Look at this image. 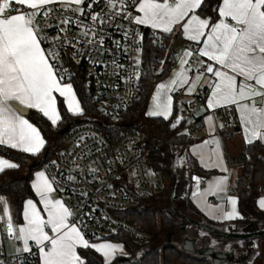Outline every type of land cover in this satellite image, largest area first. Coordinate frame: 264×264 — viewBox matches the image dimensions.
I'll use <instances>...</instances> for the list:
<instances>
[{"label":"snow or ice","instance_id":"6c2138e0","mask_svg":"<svg viewBox=\"0 0 264 264\" xmlns=\"http://www.w3.org/2000/svg\"><path fill=\"white\" fill-rule=\"evenodd\" d=\"M100 2L0 0V145L32 156L44 148L46 140L41 130L26 118L24 110L37 111L54 128L62 120L59 98L68 113L83 114L72 83L65 82L68 70L63 67L62 57L68 48L73 50L74 60L84 55L86 49L95 51V45L102 48L104 26H110L118 17L164 34L161 40L180 32L183 38L196 45L195 50L190 45L177 54L178 68L167 82L156 85L152 106L146 113L148 117L168 120L173 111L171 93L185 90V94L192 95L206 86V108H197L193 114L209 113L204 119L210 135L216 128L214 111L224 108L231 114L234 107L245 144L264 143V0H219L213 9L215 20L198 11L206 0H103L104 9L97 11ZM56 5L62 9L59 17L53 7ZM51 19L57 20V35L50 37L47 30L53 27ZM70 26L78 29L74 37L68 35ZM123 31L126 41L142 42L139 32L131 28ZM115 43L119 47V42ZM134 50L139 56L142 48L137 46ZM193 56L205 59L191 62ZM133 62L136 66L141 65L139 58ZM159 64L156 74L164 71L165 61L160 60ZM116 66L125 68V65ZM193 71L195 74L190 75ZM135 76L138 80L140 73ZM180 121L181 118L177 117L171 128L175 129ZM219 127L223 128V124ZM203 144L215 145L208 161L225 174L210 181L203 192L198 188L193 191L196 206L205 215L221 222L242 219L234 196H227L230 211L220 203L208 202L210 196L219 200L222 194L227 195L230 175L220 139L213 137ZM196 147L202 146H193V155L197 154ZM200 162L205 164L204 156ZM17 167V164L0 158V172ZM68 179L74 178L69 176ZM192 179L199 185L198 176ZM57 183L55 177L49 178L46 171L35 173L31 188L37 200L28 198L24 201V222L20 225L13 223L10 207L0 197V204H3L0 227L5 229L8 238H15L22 245L17 248V253L32 254L34 245L39 264H86L78 248L93 249L103 257L104 264H111L117 253L125 255L119 244L90 243L85 239L81 231L82 221L74 220L72 210L52 195ZM60 190L64 189L61 187ZM258 206L264 210V198L258 200ZM217 212L220 215H216ZM15 259L20 260V257ZM21 264H27V260H21Z\"/></svg>","mask_w":264,"mask_h":264},{"label":"built area","instance_id":"2783aa9c","mask_svg":"<svg viewBox=\"0 0 264 264\" xmlns=\"http://www.w3.org/2000/svg\"><path fill=\"white\" fill-rule=\"evenodd\" d=\"M53 7L59 17L62 9L58 5ZM104 7L101 0L96 10L100 11ZM40 22L44 23L42 17ZM50 22L53 27L47 31L51 37L57 35V20L51 19ZM129 28L141 34L142 42L125 40L123 30ZM146 29L118 17L110 26H104L102 48L95 45V51L86 49L85 54L78 56L76 60L72 59L73 50L68 48L62 57L63 67L68 70L65 82L73 85L75 80H81L87 94L107 119H117L140 98L146 37L152 38L160 47L163 44L166 55L172 60L171 70L177 66L176 57L181 53L183 43L177 42L172 35L161 40L160 37L164 34L152 29L146 34ZM77 34L78 29L70 26L69 37ZM115 42H119V47ZM137 46L142 48L139 56L134 50ZM192 48L195 50L196 46ZM136 58L141 60L140 66L134 64ZM162 60L165 61V58ZM116 65H125V68L121 69ZM137 72L140 73L138 80L135 76ZM194 101L203 103L204 96H195ZM187 116L188 111L182 110L177 117L185 121ZM218 116L223 121L224 131L234 129L232 111L230 114L222 109L218 111ZM148 155L149 150L145 148L140 133L136 130H125L113 139L96 126L82 125L64 136L57 158L46 164L44 169L49 178L55 177L58 182L53 196L61 199L72 210L74 220L82 221L81 231L85 238L93 241L98 240L97 237L106 239L125 232L134 243L144 245L152 239V232L124 216L123 212L135 207L139 199L152 198L157 193L164 192L170 184V177L162 169L149 164ZM53 161L56 162L55 165L52 164ZM69 176L74 179L69 180ZM200 182L204 184V180L201 179ZM61 187L63 191L60 190ZM12 219L14 224L19 225L13 216ZM10 246L16 252H9ZM19 247H22L20 242L15 238H8L5 229L0 227V261L3 264H21L23 259L27 260V264H39L34 245L32 254L17 253ZM17 256L20 260L15 259Z\"/></svg>","mask_w":264,"mask_h":264},{"label":"trees","instance_id":"16d2710c","mask_svg":"<svg viewBox=\"0 0 264 264\" xmlns=\"http://www.w3.org/2000/svg\"><path fill=\"white\" fill-rule=\"evenodd\" d=\"M218 3L219 0H206L205 5L198 11L202 12L203 16L211 17L215 20L216 13L213 9L218 6ZM147 33H149V29H146ZM172 37L177 42H182L180 35L173 34ZM163 58H165L164 71L156 74L155 70L160 68L159 61ZM171 62L172 60L166 55L165 48L156 45L152 38L146 37L141 81L142 93L131 108L124 111L117 119L110 120L101 115L99 106L87 94L83 82L79 79L74 81L73 88L83 108L82 115L68 113L62 98L58 100V108L62 120L55 128L37 111H29L27 118L41 130L46 140L42 151L36 156H32L0 145V156L9 158L18 165L15 169H8L0 173V197H8L10 199L13 208V218L16 222L20 223L23 221L24 201L28 198L36 199L31 188L36 171L44 168L51 160L57 158L64 136L72 129L82 125L96 126L103 133L115 139L125 130L131 129L140 133L143 124H145L147 135L145 140H142V143L149 150V164L162 169L171 180L162 197L168 196L170 198L171 188L175 180V175L171 171V159H173V155L178 150L183 149L186 151L185 169L190 178L193 175L208 177L215 174L200 167L196 158L188 151L193 141L189 135H183L182 129L185 121L181 120L175 129L170 126L175 123L179 113L178 99L181 95L180 93L174 94V112L168 120H164L162 117H148L146 115L154 87L157 82L164 79L171 72ZM228 133L229 130L224 133L225 136ZM149 137L151 138L149 139ZM263 153L264 144L256 141L252 144L244 145L236 155L226 154L229 166H240L242 168L241 175L232 190L238 198V209L242 219L233 221L231 223L233 226L246 227L251 222L252 214L256 213L258 199L264 195ZM166 193L168 195H165ZM151 199H154V197L139 199L138 204L132 209L123 212V215L150 230L153 234L152 239L147 244L137 245L131 240L129 234L125 232H119L108 237L111 240L123 242L129 253L126 257H116L111 264H120V262L123 264H214L213 260L208 256H194L172 245L163 247L157 245L162 236H166L179 227L178 219H181L182 223L185 224H192L191 221H194V219L175 213L172 206H165L160 211H156L154 204H150ZM153 202L155 203L156 200L154 199ZM187 206L189 214H196L203 226L216 233L225 234L226 226H228L226 223H216L209 220L194 208L191 202H188ZM194 227L199 228L197 226ZM141 250H143V253L138 256ZM78 253L86 260V264H104L102 256L91 248H79Z\"/></svg>","mask_w":264,"mask_h":264},{"label":"crops","instance_id":"0c3cea01","mask_svg":"<svg viewBox=\"0 0 264 264\" xmlns=\"http://www.w3.org/2000/svg\"><path fill=\"white\" fill-rule=\"evenodd\" d=\"M142 27L150 29V28L145 27V26H142ZM175 34L180 35V37L182 38V43H183V46H184L182 48V50L188 48L190 45H191V47H195L196 46V45L192 44V42H189L185 38H183V36H182V34L180 32H175ZM182 50H181V52H182ZM200 59H205V58H200V57H197V56H193V57L190 58L191 62H197ZM177 68H178V61H177V66H176L175 69H177ZM175 69L171 70V72L164 79H162L161 81L157 82L156 85L158 83L167 82L170 79V77L172 76V73H173V71ZM194 74H195L194 72L190 73V75H194ZM156 85L154 87V92H155ZM207 92H208V88L205 86L202 89H200L197 93L192 94V95L185 94V90H179V91L171 93L173 95V97H174L175 93H180L181 94L179 99H178L179 111H182V110H187L188 111V116L185 119V123H184L183 129H182V131L184 133L185 132L188 133L187 135H189L192 138V141H193L192 144L190 145L188 151L190 152V154L193 157L196 158V160L198 161V164H199L200 167H202L205 171H211V172L215 173V174L210 175L208 177H199L200 180L201 179L204 180V184H202L200 182L199 185H197V182L192 179V177L196 176V175H193L190 178L187 175V171L185 169L186 168V164H185V168H183V172H184V176L186 178V181L189 184L186 187V189L183 191V193H179L178 195H175L176 185H177V182H178L177 177L175 176L174 184H173V187H172L173 188V201H172V204H173L175 210L179 209L183 215L188 216V217L194 219L195 221H200V218L196 214H192V213L188 214L189 210H188L187 203L191 202L192 205L194 206V208H196L198 211H200L209 220L214 221L216 223H226L228 226H226L225 234L230 233L229 235H231V236L232 235L235 236L236 234H238L241 237L246 236V238H243V239L247 240L252 235H255V234H252L251 231L247 229V227L233 226L231 223L233 221L237 220V219H235V220H225V221H222V222L219 221V220L212 219L211 217L205 215L204 212L201 211L196 206V203L194 202V198L192 196L193 191H196L197 188L199 189L200 192H203L204 189L208 186V183L210 181H213L216 178L220 177L221 175L225 174V173H222L218 168H216L212 163H210L208 161V157L211 156V149L214 148L215 145L214 144H208V145H204L203 144L204 141L211 140L213 137H217L221 141V149H222V153H223V159H224V161L226 163V167L229 170V172H228V174L230 175L229 187H228L227 195H223L222 194L221 198L219 200L216 197H214V196H210V197H208V202L213 204V205H215L217 203H220L225 210H229L230 211L231 210V205L227 203V196H234L237 199V211H238V213H239V215L241 217V214H240L239 209H238V198L235 196V194L233 193L232 190H233V186L235 185V182L237 181V179L241 175L242 168L240 166H229L228 163H227V160H226V154L236 155V154H238L241 151L242 147L244 145H247V144H245L244 134H243L242 129L240 127L238 115L236 114L234 107L232 108V113L234 115L235 128L229 130V133L226 136L224 134L226 131H224L223 128L219 127L220 124H223V121L218 116V111H220V110H222L224 108L216 109L214 111V113H213L215 115V117H216V121H215L216 128H215V131L212 133V135L209 134V125L205 123V119H204V117L207 114H209V113H207L206 111H201V112H196L195 114H193L197 108H200V109H205L206 108V103L205 102H206V93ZM198 95H203L204 96V102L203 103H198V102L194 101V97L198 96ZM173 101H174V98H173ZM28 111H30V110H28ZM26 118H27V116H26ZM175 121H176V119H175ZM254 142H256V141H254ZM193 146H202V147H196V149H195V151L197 153L196 155H193ZM262 155L264 157V153ZM201 156L205 157V159H206L205 164H201V162H200ZM0 158L7 159V160H9V162L16 164V162H14L11 159L6 158L4 156H0ZM5 170H8V169H5ZM172 171H173L172 173L175 175L176 170H175V167L173 166V164H172ZM2 172H0V173H2ZM34 179H35V174H34L33 180ZM168 187H169V185H168ZM52 195H53V193H52ZM261 198H264V195L262 197H260L259 199H261ZM56 199H58V198H56ZM33 200H37V198L33 199ZM256 209L259 210L260 212H262V216L264 218V210L259 208L258 201L256 203ZM205 211H208V209H205ZM254 214H256V213H253L252 215H254ZM216 215H220V213L217 212ZM188 230H191V229H188ZM192 231H194V229ZM254 231H259V230L255 229ZM201 233H202V231L194 232L195 236L198 238V241L200 243H202L204 245V247H207V249H209V247L211 245L210 243L213 242V239H212V237L210 235H206V234L201 235ZM190 247H191V245H190ZM194 247L195 246H193V248ZM198 251H200V250H198ZM124 253H125V256H121V257H126L127 253L125 251H124Z\"/></svg>","mask_w":264,"mask_h":264},{"label":"rangeland","instance_id":"374dc122","mask_svg":"<svg viewBox=\"0 0 264 264\" xmlns=\"http://www.w3.org/2000/svg\"><path fill=\"white\" fill-rule=\"evenodd\" d=\"M154 94V91H153ZM152 94V96H153ZM152 96L148 104V109L152 106ZM174 112V103H173V111L169 117L172 116ZM147 135V129L145 127V124H143L142 130L140 132L141 139L144 141L145 137ZM151 137H149L150 139ZM158 143V142H157ZM172 164L175 167V176L177 177V185H176V192L175 195H178L179 193H183V191L188 186V182L186 181V178L184 176L183 168H185L186 164V157H185V150H178L173 155V159H171V171H172ZM38 171H45L44 168L39 169ZM37 172V171H36ZM173 172V171H172ZM47 174V173H46ZM168 188V187H167ZM166 188V190H167ZM166 190L164 192H166ZM157 193L154 196V199L156 202L154 203V199H151L152 201L150 204H154V208L156 211H160L165 206H171L172 205V192L170 195V198L168 196L162 197V194L164 193ZM165 195H168L167 193ZM11 211V215L13 216V208L11 201L8 197H3ZM149 200V199H148ZM183 210V209H182ZM177 213L179 215H182L181 211L179 209H176ZM3 214V204H0V216ZM189 214V211H188ZM24 221L20 222V224H23ZM179 223V227H177L175 230L167 234L166 236H162V238L159 240L158 244L160 247L166 246V245H172L180 250L186 251L191 253L194 256H208L204 253L208 251H213L216 255L222 256V261L220 264H264V234L257 235L260 232L264 231V218L262 216V212L259 210H256V214L253 215L251 218V222L246 226L248 230L251 231L252 235L249 239H243L241 236L236 234L235 236L226 237V238H220L219 236H216L212 234V232H209L202 228H196L192 224H185L182 223L181 219H178L177 221ZM191 229V230H188ZM194 229V231H192ZM259 231H254V230ZM202 231L206 235H210L213 239V242L210 243L209 249L207 247H204L202 243L198 241V238L195 236L194 232ZM230 234V233H228ZM230 236V235H229ZM88 240L87 238H85ZM89 241V240H88ZM90 243H102V242H109L113 244H119L123 247V250L127 253L126 256L129 255L128 251L126 250L123 242H117L114 240H111L110 238L106 239H98L89 241ZM32 242H30L31 244ZM190 245L195 246L194 251L190 250ZM200 250V251H198ZM78 251V249H77ZM9 252H16V249H13L11 246L9 247ZM143 253V250L139 251L138 256H140ZM125 255H121L117 253L114 257H121ZM103 258V257H102ZM114 259L111 260V263L114 261ZM120 264H123L120 262Z\"/></svg>","mask_w":264,"mask_h":264},{"label":"water","instance_id":"95a60500","mask_svg":"<svg viewBox=\"0 0 264 264\" xmlns=\"http://www.w3.org/2000/svg\"><path fill=\"white\" fill-rule=\"evenodd\" d=\"M25 111V115L27 116L29 111L28 110H24ZM192 224L194 226H197L199 228H202V229H205L209 232H212V234L216 235V236H219L220 238H226V237H231V235L229 236V234H222V233H216L214 232L213 230L209 229L208 227L206 226H203L199 221H191ZM264 234V231L263 232H260L258 233L257 235H262ZM233 236V235H232ZM242 238H246V236L242 237ZM190 250L194 251V248L193 246L191 245V247L189 248ZM205 255H208V257H210L212 260H213V263L214 264H220L221 261H222V256L220 255H216L213 251H208L207 253H204Z\"/></svg>","mask_w":264,"mask_h":264},{"label":"flooded vegetation","instance_id":"af4514ba","mask_svg":"<svg viewBox=\"0 0 264 264\" xmlns=\"http://www.w3.org/2000/svg\"><path fill=\"white\" fill-rule=\"evenodd\" d=\"M171 192H172V194H173V188H171ZM171 192H170V193H171ZM172 201H173V196H172ZM171 206H172V208H173L174 212H175V213H177V211L175 210V208H174L173 204H172ZM177 214H178V213H177ZM182 215H183V214H182Z\"/></svg>","mask_w":264,"mask_h":264}]
</instances>
